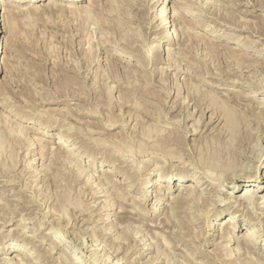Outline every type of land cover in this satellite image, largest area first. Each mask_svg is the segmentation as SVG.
Masks as SVG:
<instances>
[{
  "label": "rangeland",
  "instance_id": "1",
  "mask_svg": "<svg viewBox=\"0 0 264 264\" xmlns=\"http://www.w3.org/2000/svg\"><path fill=\"white\" fill-rule=\"evenodd\" d=\"M5 1L23 10L16 20L21 39L10 56L15 66L0 72V247L25 244L42 258L60 225H76L82 239L96 242L98 251L103 247L98 262L222 264L214 262L220 252L223 264H264L258 256L264 255V246L258 248L264 216L251 219L241 206L236 239H223L224 222L235 211L224 209L240 203L216 202L226 190L242 194L249 183L262 187L257 195L263 196L264 179L253 172L233 188L232 173L222 172L216 185L195 188L213 204L188 197L177 216L172 197L184 187L154 185L162 172L209 183L201 168L209 160L258 165L264 175V156L254 161L246 147L260 136L264 143V0H102L96 9L92 0ZM48 1L58 4L45 11ZM166 3L178 8L181 21L164 32L158 15ZM148 9L153 15L146 19ZM4 15L2 9L0 26ZM161 41L166 48L154 52ZM16 135L39 142L28 149ZM60 135L72 147L66 155L56 148ZM259 200L250 209L263 212ZM111 207L119 212L103 222ZM64 214L71 219L58 220ZM247 230L262 233L257 247L237 245ZM91 255L86 251L77 264H94Z\"/></svg>",
  "mask_w": 264,
  "mask_h": 264
},
{
  "label": "bare ground",
  "instance_id": "2",
  "mask_svg": "<svg viewBox=\"0 0 264 264\" xmlns=\"http://www.w3.org/2000/svg\"><path fill=\"white\" fill-rule=\"evenodd\" d=\"M13 1H20V0H13ZM41 0H28V3L27 4H29V5H31V6H35V3H38V2H40ZM72 2L74 1V2H77V1H79V0H71ZM103 2L102 0H92V4H91V6L93 7V8H95V7H97V5L99 4V2ZM150 1V0H149ZM160 1V0H159ZM175 1V0H174ZM180 4H182L183 2L184 3H187L186 1H188V0H177ZM197 1H199V0H197ZM31 2H33V3H31ZM177 2V3H178ZM201 2V1H200ZM10 3V2H9ZM24 3V2H23ZM164 3V1H161V4H163ZM26 4V3H25ZM55 4H58V3H55L54 1H48V5L47 4H45L46 6H45V8H44V10L45 11H47V10H53V7L55 6ZM194 4V3H193ZM197 4H199V2H197ZM205 3H203V5H204ZM261 4V3H260ZM179 5V4H178ZM183 5V4H182ZM200 6H202L201 4H199ZM199 5H197V6H195V7H197V8H199V9H201L200 8V6ZM208 5V4H207ZM206 5V6H207ZM30 6V7H31ZM37 6V5H36ZM59 6V5H58ZM71 8H73V10H75V9H79V11H83L84 9L83 8H81V7H83V6H76V5H69ZM175 6V5H174ZM173 6V7H174ZM30 7H28V9L30 8ZM172 7V6H171ZM172 7V9L169 7V3H166L164 6H162L161 7V10H160V13H159V15H158V21H160V23H159V27H160V30H163L164 32L167 30V27L168 26H170V25H173V23H175L176 21H181L179 18V16H178V14H180V13H178L179 12V10H178V8L176 9V8H173ZM189 7V6H188ZM187 7V8H188ZM194 7V6H193ZM205 7V6H204ZM151 8V7H150ZM180 8V7H179ZM206 8V7H205ZM208 8H210V6L209 7H207V9ZM219 8V7H218ZM2 9H4V13H6V15H4V18L2 19V21H4L3 22V25H4V27H6L5 28V33H7L8 34V39H5V42L4 43H2L1 42V38H0V52L1 53H3V57L1 58L0 57V72L2 71V70H11V69H13V67L15 66V64H14V61H15V59L13 60V58H11L13 55H12V53L14 52V50L16 49H14L13 48V46H16V45H19V41H20V36H19V27H18V25L16 24V20L18 19V15H19V11H18V9H20L18 6H17V4H15V5H12V4H10V5H8V1H5V0H0V11L2 10ZM33 9V8H32ZM35 9V8H34ZM37 9V8H36ZM35 9V11H37ZM87 9H89V8H87ZM96 9V8H95ZM182 9V8H181ZM202 9H203V6H202ZM21 10V9H20ZM23 10V9H22ZM21 10V11H22ZM142 10V9H141ZM187 10H189V9H187ZM192 10V9H191ZM18 11V12H17ZM33 11V10H32ZM54 11H55V9H54ZM77 11V10H76ZM146 11V12H145ZM144 12H145V18L147 19V18H149L150 16H151V11H150V9H148V11L147 10H145ZM184 11H185V9H184ZM203 11H205V10H203ZM30 12H31V10H30ZM84 12H87V11H85L84 10ZM172 13V14H171ZM190 13V12H189ZM21 14V13H20ZM158 14V13H157ZM153 15V14H152ZM176 16H178V17H176ZM20 17V16H19ZM154 17V20L152 21V23L153 22H155V20H156V17H157V15L156 16H153ZM219 17V16H218ZM1 22V21H0ZM237 22V21H236ZM18 23V22H17ZM3 25H1L0 26V29L1 28H4V27H2ZM258 26V25H257ZM22 27V26H21ZM175 29V28H174ZM2 31V30H1ZM169 32L171 33L172 32V29L170 30V31H168V34H169ZM175 32V31H174ZM167 34V33H166ZM172 34V33H171ZM253 34V33H252ZM171 37L173 36V34L172 35H170ZM169 36V37H170ZM186 36V35H185ZM189 36V35H188ZM0 37H1V34H0ZM4 37V36H3ZM174 38V37H173ZM104 42V41H103ZM208 42V41H207ZM214 43V42H213ZM210 44V43H209ZM9 45H11V46H9ZM157 45V44H156ZM159 47H156V48H154V52H156V53H160V50H161V48H162V50H164L165 48H166V45H163V42L161 41V42H159ZM19 48V47H18ZM15 51H17V50H15ZM14 54V53H13ZM12 55V56H11ZM11 56V57H10ZM236 56V55H235ZM242 60V59H241ZM16 62V61H15ZM241 62V61H240ZM175 64V63H174ZM263 68V67H262ZM5 80H7V79H5ZM8 82V81H7ZM5 85V84H4ZM3 86V85H2ZM262 87V86H261ZM261 89V88H260ZM1 90V89H0ZM263 91V90H262ZM57 94V93H56ZM203 95V94H202ZM192 97V96H191ZM191 99H193V97L191 98ZM195 103V102H194ZM210 103H212V102H210ZM206 105H208V104H206ZM218 105V104H217ZM202 106V105H201ZM209 106L210 107H212L213 105H211V104H209ZM208 107V106H207ZM217 107V106H216ZM214 108V107H213ZM213 110V109H212ZM220 110V109H219ZM219 110H218V112H219ZM216 111V110H215ZM221 111V110H220ZM213 112V111H212ZM224 112V111H223ZM214 114L215 115H213L215 118L216 117H218L219 116V113H215L214 112ZM222 114V113H221ZM263 114V113H262ZM223 117V114H222V116L220 117V118H222ZM213 117H211V119H212ZM217 119V118H216ZM219 119V118H218ZM264 120V119H263ZM264 125V122H262L261 123V127ZM31 127V126H30ZM41 132H43L42 130H41ZM16 137V139L15 140H17V141H19L21 144H24L28 149L29 148H31L35 143H37V141L38 140H33V139H31V138H27V139H25V137H22L21 135H16L15 136ZM260 137H262V136H260ZM258 138L253 144H251L250 145V141L249 142H246V144H247V146L246 147H248L249 148V150H250V152H252L253 154H254V156H250V159H252V160H256V161H260V160H262L263 159V156H264V143H262V142H260V139L261 138ZM14 138V137H13ZM61 138H63V136H59V140L58 141H55V143H58V146L56 147L60 152H59V154H64V153H67V151H70V150H72V147H68L70 144H68L67 142L69 141V140H67V139H65V140H63V139H61ZM249 139H250V137H248ZM252 138H254V137H252ZM263 139V138H262ZM63 140V141H62ZM245 140V139H244ZM243 140V141H244ZM251 141H253V139H250ZM64 141H67V142H64ZM242 141V140H241ZM242 141V142H243ZM245 141H247V140H245ZM245 141H244V143H245ZM261 141H264V139L263 140H261ZM39 142V141H38ZM41 142V141H40ZM50 142V141H49ZM241 142V143H242ZM39 144V143H38ZM44 144H46V143H44ZM162 144V143H161ZM166 144H167V142H166ZM41 145H42V143H41ZM163 145H165V143L163 144ZM240 145V144H239ZM238 145V146H239ZM244 145V144H243ZM242 145V146H243ZM23 146V145H22ZM241 146V145H240ZM43 147H46V145L45 146H43ZM26 148V149H27ZM47 148V147H46ZM244 148V147H243ZM242 148V149H243ZM260 149L259 151V153L257 154V153H255L254 152V150L253 149ZM44 149V148H43ZM163 150V149H162ZM209 150H212L211 148L209 149ZM247 150V149H246ZM248 150V151H249ZM1 151V150H0ZM57 151V150H56ZM164 151V150H163ZM235 151H237L236 149H235ZM240 151V150H239ZM245 151V150H244ZM247 151V152H248ZM71 152V151H70ZM258 152V151H257ZM234 153V152H233ZM57 154V153H56ZM247 154H250V153H247ZM257 154V155H256ZM58 155V154H57ZM64 155H66V154H64ZM63 155V156H64ZM68 155V154H67ZM71 155V154H70ZM163 155V154H162ZM61 156V155H60ZM36 157V156H35ZM56 157V156H55ZM54 157V158H55ZM58 157V156H57ZM164 157H166V155H164ZM59 158V157H58ZM71 158V157H70ZM204 158V161H205V157H203ZM203 158L202 157H200V159H202V162H203ZM36 158H34V160H35ZM56 159V158H55ZM73 159V158H72ZM75 159V158H74ZM200 159H199V162H200ZM207 159V158H206ZM76 160V159H75ZM209 160V159H208ZM216 160V159H215ZM239 160V159H238ZM77 161V160H76ZM193 161H195V160H193ZM198 161V160H197ZM207 161V160H206ZM210 162H208L207 164L205 163V162H203L204 164H206V166L205 165H202V163H201V168H203V173H206V175H207V178H209V179H213V180H215V181H209V183H207L208 182V180H206V181H202V180H198L197 179V176L195 175L194 176V180L193 181H187V182H185L184 180H185V172H181V173H179L178 174V176H177V178L175 179L174 178V176H173V173L172 172H170V173H164V172H162L163 174H160L159 175V177H158V179H157V181L154 183V185H156V186H166V187H169L170 189H172V187H170L169 186V184H170V182H172L173 183V185H176L178 188H180V187H184V188H181L180 189V194H178L177 196H175V197H172V198H174V201L173 202H175V204H177V206L176 207H174L175 209H173V213H172V215H174V216H177L178 215V213L179 212H181V211H186V210H184L185 209V207L183 206V202H185L184 200L185 199H187L188 197H191L194 201H196V203L198 202V204L200 205V200H205V202H207L208 204H213V203H211V201H212V199H210L209 197H207V196H205V195H203V193L202 194H200V195H197V193L195 192V188L196 187H198V186H203L204 184H207V186L206 187H208L209 185H216V179L217 180H221V178H220V175L221 174H223V173H229L230 172V174L232 173V180H233V183L235 184L234 186H233V188H237L238 186L236 185L237 183H238V181H245V180H247V179H249V178H251V177H253V172H254V176H256L255 178H256V180H263L264 179V175H263V173H261L260 171H259V169H260V167L258 166V165H256V166H254V165H250V164H244V165H242V164H238V165H236L235 163H233V160L232 161H221V162H216V161H220V160H216V161H211V160H209ZM235 161V160H234ZM32 163H36V160L35 161H31ZM237 162V161H236ZM239 162V161H238ZM195 163V162H194ZM197 163V162H196ZM234 164H235V166H234ZM198 165H199V163H198ZM242 165V166H241ZM194 166V165H193ZM203 166H205V167H203ZM195 167H197V164H196V166ZM187 168V167H186ZM190 168H192V167H190ZM194 168V167H193ZM198 168V167H197ZM196 168V169H197ZM231 168V170H229ZM254 168V169H253ZM255 168H257L258 170H256L255 171ZM109 170V169H108ZM234 171V172H231V171ZM197 171V170H196ZM198 172V171H197ZM223 172V173H222ZM255 172H256V174H255ZM263 172V171H262ZM197 174V173H196ZM229 174V175H230ZM225 175V174H224ZM203 176H205V175H203ZM226 176V175H225ZM227 176H228V174H227ZM230 177V176H229ZM77 178V177H76ZM206 178V177H205ZM223 178V177H222ZM228 178V177H227ZM176 181H175V180ZM225 179V178H224ZM166 181V182H165ZM227 181H228V179H227ZM201 182V183H200ZM213 182H215V184L213 183ZM201 185H200V184ZM205 187V188H206ZM160 188V187H159ZM220 187L218 186V189H219ZM258 188H262V187H259V185H257L256 184V187H255V185L253 184H248V185H245L244 186V191L242 192V194H240V195H231V191L230 192H227V190L225 191L226 192V195L225 196H223V198L220 196V195H218L219 196V199L216 201L217 203H222V204H219V205H226V204H228L229 205V203L232 201V199H234L235 201H236V203L237 202H239L240 203V205L239 206H234V207H232V206H230V207H228V205H227V207L228 208H225L224 210H229V209H233V210H235L233 213H231V214H229L228 215V217H227V219L225 220V222H224V227H223V229H222V233H221V238H223V239H228V240H231L232 238H235L236 239V236L237 235H235L233 232H234V230L236 229V226H237V223H238V221L236 220L237 218H239V216H237V212L238 211H241V209H240V207L241 206H243V205H245L246 207H247V211H248V213H249V218H251V219H256V220H259L260 222H262V218H261V216H264V211L263 212H259L258 211V209H256V210H254V207L252 208V209H250V207H249V204H255V207L257 208L258 207V204L261 202L259 199L260 198H264V195L263 196H259V195H257L258 193ZM217 189V190H218ZM161 190V189H160ZM179 190V189H178ZM98 191V190H97ZM162 193V192H161ZM230 194V195H229ZM223 195V194H222ZM154 196V195H153ZM155 196H156V194H155ZM169 197V196H168ZM55 198H56V196H55ZM157 198H158V196H157ZM218 198V197H217ZM189 199V198H188ZM209 199H210V201H209ZM230 202H229V201ZM215 202V203H216ZM195 203V202H194ZM184 204H186V203H184ZM202 204V203H201ZM204 204H206V203H204ZM232 204V203H231ZM234 204V203H233ZM182 205V206H181ZM237 205V204H236ZM113 206H115V205H113ZM198 206V205H197ZM202 206V205H201ZM245 207V208H246ZM115 207H111V212H108V213H106V214H104V215H106L107 217H104V218H102V221L103 222H105V221H107V220H109L110 219V217L108 218V216H110L111 214L112 215H115L117 212H119V211H117L116 209H114ZM208 210V209H207ZM192 212V211H191ZM206 212V211H205ZM208 212V211H207ZM256 212V213H255ZM203 213V212H202ZM247 213V212H246ZM186 214H188V213H186ZM245 214V213H244ZM247 215V214H246ZM52 216V215H51ZM50 216V217H51ZM65 218V220H66V218L68 219H71V217H67L65 214L64 215H61L60 217H59V219L58 220H60V219H64ZM189 218V217H188ZM55 219V218H54ZM53 219V220H54ZM171 219V218H170ZM72 220H73V218H72ZM75 220V222L77 221L76 219H74ZM61 221V220H60ZM71 221V220H70ZM55 222V221H54ZM73 222V221H72ZM72 222H70V223H72ZM53 223V222H52ZM51 223V224H52ZM59 223V222H58ZM58 223H57V225H58ZM61 223V222H60ZM69 223V221L67 222V224ZM69 223V224H70ZM54 224V223H53ZM223 224V223H222ZM56 225V224H55ZM71 225V224H70ZM76 226V225H75ZM75 226H71V227H65V225L64 226H62V225H60V227H58V231L57 232H55L56 234L54 235V236H52V238L51 237H49V239H50V241L53 243V246L51 247V248H48V249H46L45 251H44V255L42 256V258H41V256H39V253H37L36 251H32L31 249L29 250H27L26 249V246H25V244H19L20 245V247H11V246H9V245H7L6 247H0V250L2 249V251H0V254H3V255H5L4 257H3V259H0V264H27V263H30V264H41V262H43V260L45 261V262H51V264H53L55 261L56 262H59L58 264H77V263H81V262H84L83 260H81V258H83V257H86L87 258V256H86V251H92V255H91V257H93V259L92 258H90V259H92V262L94 263V264H102V263H107V264H111V260L109 261V257H106L105 259H101V261L100 262H98L99 260H100V258H99V256H98V253L101 251V250H103V247L98 251L96 248H94L93 246H95L97 243L95 242V243H93L92 241L93 240H89L88 239V237L86 238H84V239H82L81 237H80V235H79V229L77 228V227H75ZM241 226V225H240ZM56 227V226H55ZM230 228V229H229ZM20 229V228H19ZM49 229V228H48ZM77 229H78V232H77ZM255 229V228H254ZM82 230V229H81ZM18 231V230H17ZM47 231V230H46ZM53 231V230H52ZM63 232H65V233H63ZM81 232V231H80ZM85 232V231H84ZM18 233V232H17ZM48 234H50L51 232L50 231H48L47 232ZM85 233H87V232H85ZM259 233V232H258ZM258 233H255V230H253V231H245V233H244V235H242V237L240 238L239 236H238V238H240L239 240H238V244L237 245H244V246H246L247 248L249 247V248H255V247H257V243H258V241H257V239L262 235V233H260V234H258ZM68 234H70V235H72V236H74L76 239H78V244H76L69 236H68ZM20 235V234H19ZM22 235V234H21ZM29 236V235H28ZM49 236V235H48ZM25 237H27V236H25ZM29 238V237H28ZM28 242V245L29 244H31V241H29L28 239H26ZM25 240V241H26ZM31 240V239H30ZM44 240V239H43ZM225 241V240H224ZM33 242V241H32ZM101 242V241H100ZM235 242V241H234ZM237 242V241H236ZM26 243V242H25ZM260 243V244H259ZM258 243V248L259 249H262L263 248V246H264V240H263V242H259ZM228 244H229V242H228ZM231 244V243H230ZM12 246H14V245H12ZM34 246H35V244H34ZM74 246H77L78 247V249L77 250H74L73 251V247ZM105 247V246H104ZM15 248V249H14ZM35 249H39V248H41V247H38V246H35L34 247ZM145 248H148L147 246L145 247ZM144 248V249H145ZM152 248V247H151ZM228 249H230V247H228ZM57 250V251H56ZM255 250V249H254ZM264 250V249H263ZM26 251V252H25ZM58 251H60L62 254L61 255H59L58 257L56 256V257H54V256H51L54 252H58ZM116 251V250H115ZM114 251V252H115ZM216 251V250H215ZM10 252H14V255H12V257L11 256H6V254L7 253H10ZM264 252V251H263ZM81 253V254H80ZM101 253V252H100ZM229 253V252H228ZM51 254V255H50ZM80 254V255H79ZM142 254H145V253H142ZM107 255V254H106ZM105 255V256H106ZM108 256H109V254H108ZM230 256V255H229ZM259 257H261V258H264V255L263 254H261V255H258ZM234 258V257H233ZM84 259V258H83ZM214 260V259H213ZM225 260V259H224ZM223 260V254L222 253H217V254H215V260H214V262L216 263H225V261ZM229 260L230 261H232L233 259H232V257H230L229 258ZM67 261H69V262H67ZM86 261V260H85ZM114 264H124L123 263V260L120 258H118L117 260H116V262H114ZM213 264V263H212ZM228 264V263H227ZM234 264H239V262L238 263H234ZM244 264V263H243ZM248 264V263H247Z\"/></svg>",
  "mask_w": 264,
  "mask_h": 264
}]
</instances>
